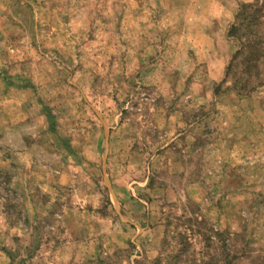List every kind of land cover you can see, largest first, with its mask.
I'll use <instances>...</instances> for the list:
<instances>
[{"label": "rangeland", "instance_id": "rangeland-1", "mask_svg": "<svg viewBox=\"0 0 264 264\" xmlns=\"http://www.w3.org/2000/svg\"><path fill=\"white\" fill-rule=\"evenodd\" d=\"M0 264H264V0H0Z\"/></svg>", "mask_w": 264, "mask_h": 264}]
</instances>
